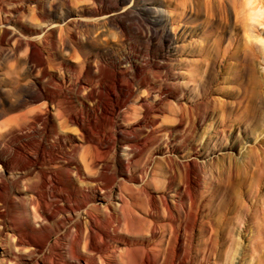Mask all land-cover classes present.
I'll return each instance as SVG.
<instances>
[{
    "label": "bare ground",
    "instance_id": "6f19581e",
    "mask_svg": "<svg viewBox=\"0 0 264 264\" xmlns=\"http://www.w3.org/2000/svg\"><path fill=\"white\" fill-rule=\"evenodd\" d=\"M192 6L196 10V5ZM184 16V13L174 16L170 12L169 18L173 22H183L182 27L186 31L188 27ZM134 24L136 33L143 37L151 36V32L146 34ZM127 28L130 30L132 26ZM188 36L183 34L177 39L186 40ZM35 45L28 43L30 61ZM105 59H102L105 66H114L119 70L123 68L126 74L134 75L133 79L139 77L141 69L135 58L126 57L125 65L121 60L118 65L123 64V67L106 62ZM150 67L159 68L155 64ZM40 75L43 76L42 73ZM110 76L104 68L98 69L96 78L100 79L97 80L100 90ZM47 77L48 81L37 78L22 87L17 98L21 106L28 105L40 91H48L52 82L57 85L67 82L66 78L56 74L49 73ZM77 80H81V77H77ZM82 81L78 82L74 90L76 98L80 100L83 95L85 99L79 107H74L59 92L46 94L48 102H45L48 104L41 103V107L34 106V109L28 106L29 110L24 111L23 115L15 119L8 118L3 123L4 131L0 134V140L4 146H0V163L25 170L30 176L25 182L30 195L24 196V192H20L19 197H15L18 190L14 191L9 184L0 185V227L9 229V233H2L5 240L0 251V264H236V259H239V264H264V197L261 196L264 139L258 146L254 145L248 152H243L244 135L239 133L234 137V132L242 125L246 128L245 135L256 132L257 129L250 127L251 123L246 125L255 114L242 118L241 123L232 120V116L216 120L213 133L199 139L194 158L189 157L188 161L182 163L174 154H170L164 160L169 165L165 169L166 165L163 168L157 162L152 165V161L145 156L155 142V137L140 146L135 140L139 133L152 134V131H147L150 121L146 120L149 116H152V121L159 120L158 116H153L156 111L151 107L153 99L149 94L148 99L143 96L137 99L141 101L140 107L128 105L126 111L121 113L125 121H130L128 115L132 112V120L135 121L128 125L137 126L121 132L122 141L128 146L123 158L117 148L104 144L101 139L107 131L114 132L119 126L117 123L111 124V127L100 125L93 129L87 126L91 115L97 118L110 108L105 104L101 91L97 95L91 94L92 82L87 81L88 86H82ZM138 83L142 87L146 85L145 80H139ZM162 91L160 89L155 97L159 102L163 101ZM112 92L118 106L129 104L136 94L132 92L121 100V96ZM233 109L235 114L237 107ZM248 110L251 113V109ZM41 115L47 116V119L41 120ZM258 119L254 121L258 122ZM40 121H49L50 130L38 128ZM68 126L75 127V134L66 130H69ZM25 131L26 139H33L34 135L45 140L50 134H55L62 147L70 148V157L57 162L52 153H44L41 162L38 159L28 160L17 152V146L24 139L21 133ZM115 136L120 134L116 132ZM32 149L38 155L36 144L32 145ZM139 163L146 166L144 171L140 167L143 171L141 174H137ZM51 164L59 165L62 169L57 186L52 187L49 186L44 168ZM108 169L111 175L106 172ZM4 181L6 179L3 177L1 182ZM55 197L67 199L68 202V198L73 197L75 206L53 208L50 199ZM1 208L6 211L4 209L5 212H2ZM68 223L73 224V230L68 227ZM54 235L59 237L52 242Z\"/></svg>",
    "mask_w": 264,
    "mask_h": 264
},
{
    "label": "rangeland",
    "instance_id": "374dc122",
    "mask_svg": "<svg viewBox=\"0 0 264 264\" xmlns=\"http://www.w3.org/2000/svg\"><path fill=\"white\" fill-rule=\"evenodd\" d=\"M0 2L2 7L0 8V134L4 131L2 127L6 119H15L23 115L24 111L34 109V106L41 107V103L48 104L46 103L48 95L59 92L72 102L74 107H79L80 102L85 99L83 95L80 96V100L76 98L74 90L78 82L83 80L82 86H88L87 81L93 83L91 94L97 95L99 91L102 92L107 102L105 104L110 108L98 116L99 119L91 115L87 126L93 129L100 125L111 127V124L117 123L119 126L116 124L118 126L116 130L107 131L101 139L104 144L117 148L123 158L128 146L122 141L121 132L126 128V130L135 129L137 126L128 125L135 121L132 120V112L130 116L127 114L130 121H125L122 114L128 105L133 108L140 107L141 101L137 99H141V96L147 98V94L153 99L151 107L157 112H155L157 115L154 113L153 116H158L159 120L152 121V116H149L146 120L150 121L147 131L149 133L152 131V134L148 136L139 133L135 140L140 146L151 137L156 138L157 141L155 140L145 155L149 161H152V165H156L157 162L162 168L166 165V169L169 165L164 160L170 154H174L173 156L181 162L188 161L189 157L194 158L198 151L197 143L213 133L216 120L225 117L232 116V120L235 119L238 123H241L242 118L254 114L256 118L253 116L251 118L253 121L255 119L257 121L259 117L258 122L253 123L250 119L246 124L248 126L251 123L250 127H254L253 129L259 132L256 130L254 134L249 132L245 135L243 133L246 128L243 125L234 132V137L244 135L243 152H248L254 145L258 146L264 139L262 111L264 110V0H0ZM194 4L196 10L193 9ZM165 11H170L174 16L184 13L188 29L184 31L183 22L171 21L170 12ZM126 14H129L128 18H125ZM115 20L119 24L115 23ZM134 23L142 32L146 34L151 32V36L143 37L136 33ZM129 26H132L130 30L127 28ZM6 32L7 36H5ZM183 34L189 35L186 40L177 39ZM28 43L36 44L31 61ZM176 47L179 49L175 50ZM128 56L135 58L140 65L141 72L138 78L133 79L134 75L126 74L123 68L119 70L114 66H105L102 60L106 58V62L123 67ZM121 60L124 65H118ZM154 64L159 66V70L150 67ZM101 67L106 70L108 76L111 75L102 90L97 83L100 79L96 78L97 71ZM49 73L66 78V84L57 85L52 82L48 91H40L28 105L21 106L17 98L22 87L37 78L48 81ZM113 75L115 77L111 79ZM77 77H81V80L78 81ZM139 80H145L146 85L142 87L138 83ZM160 89L163 90L161 102L155 98ZM111 90L121 96V100L132 92L136 93L132 98L134 100L130 102L134 104L118 106ZM234 106L237 107L235 114ZM51 109L53 111V107ZM248 109H251V113ZM252 110H256L255 113ZM44 118L47 119V116L41 115V120H45ZM188 118L189 121H186ZM37 127L49 131L51 123L40 121ZM68 127L69 130L67 128L66 130L75 134L73 133L75 127ZM116 132L120 136H115ZM26 133V131L21 133L24 134V139L17 146V152L28 160L38 159L37 161L41 162V155L44 153H52L57 162L66 161L70 157V148L62 147L55 134H50L48 139L41 140L34 135L33 139H26ZM246 142L249 143L245 144ZM33 144H36L38 155L32 149ZM0 146H4L1 140ZM144 165L138 164L137 174L145 170ZM12 167L7 163H0V179L3 177L6 179L4 182H1V179L0 185L3 187L9 184L14 191L18 190L15 197H19L20 192H24V196H29L25 182L30 176L20 167ZM175 167L179 168L178 165ZM44 168L49 186H57L62 169L56 164L45 165ZM106 172L111 175L109 169ZM262 177L261 196L264 197V173ZM114 192L117 194V191ZM68 199L69 202L67 199L55 197L51 198L50 202L52 207L57 209L74 207V198ZM4 209L1 208L2 212L6 211ZM72 226V223H68V227L73 230ZM2 233H9V229L0 227V251L5 240ZM58 237L59 235H54L52 242ZM236 260V264H239L237 263L239 259Z\"/></svg>",
    "mask_w": 264,
    "mask_h": 264
}]
</instances>
